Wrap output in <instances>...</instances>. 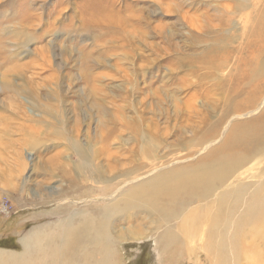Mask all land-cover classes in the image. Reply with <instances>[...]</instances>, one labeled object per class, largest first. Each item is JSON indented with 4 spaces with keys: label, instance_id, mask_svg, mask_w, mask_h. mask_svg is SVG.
<instances>
[{
    "label": "bare ground",
    "instance_id": "obj_1",
    "mask_svg": "<svg viewBox=\"0 0 264 264\" xmlns=\"http://www.w3.org/2000/svg\"><path fill=\"white\" fill-rule=\"evenodd\" d=\"M220 8L237 19L241 30L235 48L217 51V78L203 89L197 81L176 87L163 83L175 96L166 111H157L154 101L143 103L148 95L130 94L128 106L124 100L129 90L111 99L114 103L103 96L93 100L92 152L88 146L73 148L74 174L61 161L52 162L49 179L61 183L50 187L48 196L68 198L63 193L79 186L76 179L87 181L83 184L91 193L69 196L81 205L51 209L48 213L56 219L33 225L19 240L20 251L0 250V264H121L120 245L142 236L153 237L161 264H182L183 258L203 264L200 257L221 264L227 261H216L217 227L226 225L233 227L223 240H235L230 248L235 264H264V177L259 179L264 169L241 170L253 154L264 150V13L239 17L235 5ZM151 86L135 84L132 90ZM152 91L159 101L158 90ZM207 105L218 117L210 119ZM123 108L133 117L127 120ZM107 110L110 114L103 115ZM126 132L131 135L122 137ZM171 136L176 139L170 142ZM132 138L133 144L124 145ZM186 158L193 159L175 163ZM10 191L20 196L17 203L11 200L14 209L30 199L24 186L11 184Z\"/></svg>",
    "mask_w": 264,
    "mask_h": 264
},
{
    "label": "rangeland",
    "instance_id": "obj_2",
    "mask_svg": "<svg viewBox=\"0 0 264 264\" xmlns=\"http://www.w3.org/2000/svg\"><path fill=\"white\" fill-rule=\"evenodd\" d=\"M226 3L235 5L239 17L249 13L255 18L264 13V0H0V250H21L19 244L8 249L18 224L24 223L20 234L24 236L33 225L56 219L49 215L51 209L81 205L69 196L91 193V188L84 186L87 181L76 179L79 186L72 185L63 193L68 198L59 201L53 198L56 195L48 196L50 187L61 183L56 177L49 179L51 163L61 161L74 174L77 158L73 148L88 146L92 152L93 100L103 96L114 103L111 99L118 100L129 90L124 100L128 106L132 105L130 94L148 95L143 103L154 101L157 111H166L175 96L161 86L163 83L176 87L197 81L203 89L217 78V51L235 48L241 30L231 13L218 9ZM205 53L207 59L201 60ZM179 55L182 58L172 63ZM233 55L230 52L234 63ZM82 68L88 69V78ZM135 84L152 86L133 91ZM154 88L159 101H155ZM207 107L211 120L218 117V111ZM123 110L127 120L133 117L128 109ZM109 114L108 110L103 113ZM142 114L151 116L150 111ZM126 135L131 134L122 137ZM172 137L170 142L176 139ZM123 143L133 144L134 139ZM258 168L264 169V150L253 154L241 170L255 173ZM10 183L24 186L30 198L17 209L11 200L17 203L20 196L10 193ZM41 197L44 204L39 202ZM224 227H217L216 261L235 264L230 253L235 240H223L233 227ZM10 232L14 236L9 237ZM142 237L120 245L121 264H161L153 237ZM238 259L243 263L242 255ZM187 260L180 263L194 264V259ZM199 260L209 264L204 258Z\"/></svg>",
    "mask_w": 264,
    "mask_h": 264
},
{
    "label": "crops",
    "instance_id": "obj_3",
    "mask_svg": "<svg viewBox=\"0 0 264 264\" xmlns=\"http://www.w3.org/2000/svg\"><path fill=\"white\" fill-rule=\"evenodd\" d=\"M24 225V223H22V224H18L17 225V227L15 228L16 230H14V231H12V232H15L14 234L16 235V238H14L13 240H12V243H10V245H8V249H13V248H15V247H13L14 245H18L19 244V240H21V237H22V235L20 236V234L22 233V229L25 227V225ZM28 224H26V226H27ZM12 232H10V233H8V236L9 237H12V236H14V234L12 233ZM27 233V232H26ZM6 234V233H5ZM4 235V234H3ZM6 235H4L3 237H5ZM1 247V246H0ZM2 248H4V247H2ZM5 249V248H4ZM14 251V250H13Z\"/></svg>",
    "mask_w": 264,
    "mask_h": 264
},
{
    "label": "built area",
    "instance_id": "obj_4",
    "mask_svg": "<svg viewBox=\"0 0 264 264\" xmlns=\"http://www.w3.org/2000/svg\"><path fill=\"white\" fill-rule=\"evenodd\" d=\"M4 214H8V210L7 209H5Z\"/></svg>",
    "mask_w": 264,
    "mask_h": 264
}]
</instances>
